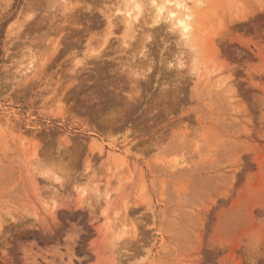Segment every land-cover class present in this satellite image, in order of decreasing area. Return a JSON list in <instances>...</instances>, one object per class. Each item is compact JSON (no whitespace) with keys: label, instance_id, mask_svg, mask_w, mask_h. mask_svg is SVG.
<instances>
[{"label":"rangeland","instance_id":"1","mask_svg":"<svg viewBox=\"0 0 264 264\" xmlns=\"http://www.w3.org/2000/svg\"><path fill=\"white\" fill-rule=\"evenodd\" d=\"M136 1L0 0V264H264V0Z\"/></svg>","mask_w":264,"mask_h":264},{"label":"bare ground","instance_id":"2","mask_svg":"<svg viewBox=\"0 0 264 264\" xmlns=\"http://www.w3.org/2000/svg\"><path fill=\"white\" fill-rule=\"evenodd\" d=\"M170 2L171 1H169L168 3ZM162 6L161 5L160 7L156 6L157 7L156 9H158V12L162 9ZM177 6H180L179 8L184 7V5L182 6V3H179V2L176 5V9H177ZM181 9H182L181 16H179L173 10H168L166 17L170 18L172 22H174L177 25V28H181L182 35L186 36L187 24L184 21V17H187L189 15H187L188 13L184 11V8H181ZM140 11H141L140 5L136 0H133V3L131 4V6L123 9V12L125 13L126 17H133V18H136L139 15Z\"/></svg>","mask_w":264,"mask_h":264}]
</instances>
